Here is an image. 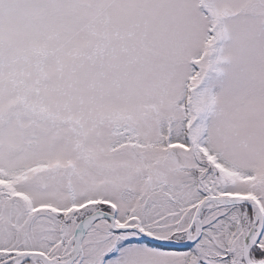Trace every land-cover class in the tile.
<instances>
[{"label":"snow or ice","instance_id":"obj_1","mask_svg":"<svg viewBox=\"0 0 264 264\" xmlns=\"http://www.w3.org/2000/svg\"><path fill=\"white\" fill-rule=\"evenodd\" d=\"M0 264H264V0H0Z\"/></svg>","mask_w":264,"mask_h":264}]
</instances>
